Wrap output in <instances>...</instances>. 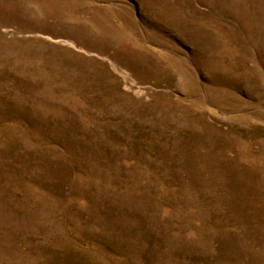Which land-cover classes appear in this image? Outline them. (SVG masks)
<instances>
[{
  "label": "rangeland",
  "instance_id": "rangeland-1",
  "mask_svg": "<svg viewBox=\"0 0 264 264\" xmlns=\"http://www.w3.org/2000/svg\"><path fill=\"white\" fill-rule=\"evenodd\" d=\"M0 264H264V0H0Z\"/></svg>",
  "mask_w": 264,
  "mask_h": 264
}]
</instances>
